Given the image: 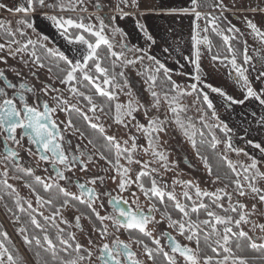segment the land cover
<instances>
[{
  "label": "snow or ice",
  "instance_id": "1",
  "mask_svg": "<svg viewBox=\"0 0 264 264\" xmlns=\"http://www.w3.org/2000/svg\"><path fill=\"white\" fill-rule=\"evenodd\" d=\"M82 0H68L67 5L63 2V0H56V3H48L47 0H26L25 4L16 5L12 8H9L7 4L0 3V10L7 11L13 15L15 14H23L17 21V27L12 29L11 27H5L3 22H0V32H3L5 43H0V52H6L8 56L16 58L20 56V62L27 66L29 61L36 68H44L46 67L43 62L44 57L41 54H38L39 49H43L44 52L47 53L48 56L58 57L59 60H62L67 65L66 69H61L63 75L61 77H57L59 83L64 87L57 88L51 84H44V86L40 89L41 92L45 96H49L50 93H55V95H51L50 99L55 105L54 107L50 106L48 101L42 100L39 95L35 96L34 103H28L26 98V93H33L35 95V89L33 87H29L25 83H20L18 90L13 92L12 96H8L3 88H0V142L4 145L3 153H0V164H3V171L0 172V176L4 177L2 183L3 188L10 189L11 193H15L16 189L13 185L7 183L9 178V171L23 173L24 176L31 177L33 176V169L31 167L24 168L21 163V157L16 148H10L9 144L15 145L17 148L24 149L30 156H35L39 162H43L44 164L50 165L54 175L48 176L46 178H42L40 176H35V181L38 184L43 185V190L48 192L52 187L53 183H56L60 180L69 181V177L65 175V172H71L74 168H79L80 171L86 172L88 170V164L91 163L92 157L88 155L87 152L80 149L79 145L76 146L75 150L71 149V141H66L64 136V131L71 129L72 133L80 132V136L83 138L84 133L77 128L71 119L67 121L64 125V128L61 129L60 125L53 118L54 114L59 112L70 113L72 111H80L77 105L80 102V98L87 101L88 111L93 113V117H89L86 113H81L83 119L89 123V126L92 129H98L101 133L104 132L102 126L97 123H93V118L99 119L95 117V112L97 110V105L93 101V96L87 94L84 91H81L82 88H89L95 90V94L101 97H107L109 100H115L116 93L113 91L116 87H121L120 85L114 83L115 76H109L107 69L101 66L99 57L97 55V49L101 45H107L110 55L115 57L117 60H120L122 56H124L125 51L135 53H143L140 56H135L133 59H128L125 57L122 61L124 66L135 65L138 61H143L147 59L152 61L155 65L154 70L152 68L146 69L148 75L145 80V83L148 84V88L146 91L150 93L153 98L152 107L158 108L160 103L159 95L156 91H154V86L157 81L158 73H163V76L168 80L171 84V91L176 93L175 96H172L171 99L166 96L165 100L169 103V111L173 113L174 123L177 124L178 127L181 128L183 134L187 137L189 142L191 143L193 148H196V141L194 139V131H189V129H194V126L191 123L185 125V123L180 119L179 112L184 111L183 107L179 105L173 106V103L177 101L178 97L182 96H192L195 94L196 102L201 103L202 105H207V109L211 110V118L216 120L218 119L216 111L214 109L213 102L210 100L208 93L204 92L202 88L198 87L202 83L201 75H200V65H199V52L194 51L193 55L196 57L192 63L195 65L194 71L195 75L192 79L195 83L188 85L186 88H182L180 85L176 84L171 80V75L169 69L165 67L163 63H160L155 57L148 55L146 51L136 47H128L126 45H121L122 51L117 53L112 50V44L105 37L104 31L105 28L108 27L104 23V18L97 16V20L99 21V27H95L92 24H84L83 22H78L68 17L65 18L63 16L57 15H47L45 14V19L52 22V25L60 31V34L67 40L70 44H79L82 46H86L87 51L83 53L82 59L73 62V60L69 59L64 53L60 52L55 48H46L44 41L48 38L46 36H39L37 40L27 39L23 40V38L27 33L26 29H33L35 31L33 24L29 20V15L31 13L36 12L38 9H51L53 11H76L77 5L80 4ZM218 6L221 10H224V6L222 3L217 0ZM191 8H183V9H169L167 10V14H194L196 20H200L204 18L202 13L197 11V8L200 6L199 0H191ZM97 11L100 10V4L97 3L95 5ZM139 8L137 0H118L116 4V11L120 16V19H124L126 16L130 15L128 11H125L127 8ZM84 10V9H81ZM255 11V9H253ZM264 11V9H261ZM116 19L115 16L111 17V20L114 22ZM217 17H211L209 23L212 25L213 30L216 31V20ZM137 27L140 29L142 34L144 35L146 40L153 41V37L149 34L148 30L145 28V25L137 22ZM247 27L251 29V32L259 37L260 42L264 43V32H261L257 25L252 23L251 21L247 22ZM198 28L199 25L194 23L193 26V48L195 49L197 45L200 43H208L207 37H203L202 39H198ZM69 29H77L78 33H70ZM114 33L119 32L123 37L124 33L121 32L119 28L112 29ZM204 31H207L205 28ZM229 31H238V29L230 28ZM87 33L89 36L94 37V42L84 35ZM218 35H222V33L217 32ZM224 41L227 44L230 37L224 36ZM154 42V41H153ZM15 45V47H13ZM231 45H229V52H233ZM27 56L28 59H24ZM221 59L220 57L214 56L213 60ZM226 59V58H225ZM244 64L247 65L250 63L251 58L247 55V46H245V54L243 56ZM90 61L93 62L90 65ZM221 62H223L221 60ZM0 63H7V60L4 56H0ZM229 63L232 65L233 70L238 77L237 83H242V88L245 90V99L254 98L260 102V104L264 105V92L257 93L250 85L248 76L246 72L248 71L242 65H238L235 55L229 60ZM58 66V65H57ZM92 67L95 69V74L92 73ZM31 71V69H30ZM48 71L51 72L52 68L49 67ZM139 74V73H138ZM17 75H20L17 72ZM33 76L36 73H32ZM123 75V72L120 73ZM102 78V79H101ZM264 78V71H261L257 79ZM0 79H4V83L7 88L16 89L17 86L8 82L6 78H4V73L0 72ZM86 82V83H85ZM129 87L127 81H125L123 88ZM204 87L210 89L211 92L218 94L223 100L226 102L227 106L232 104H242L243 100H237L234 97L228 95L224 90L216 87H212L211 85L204 84ZM67 91L69 94L68 97H65L63 94ZM125 95L131 96V91L125 93ZM202 97V101L200 99ZM76 99V103H69L70 99ZM140 107L143 105H139L135 100H129L127 105H121L117 103L115 105L116 109V117L115 122L117 124L124 123V117L131 118L135 120L136 117L134 113H136ZM103 111V109H100ZM203 111V109H201ZM145 118L148 123L146 125L136 123V127L138 131H142L145 136L148 138L149 149L152 150L153 156L157 157L162 162V167L165 168V171L168 170L167 166V156L162 153L156 151V144L159 141L158 135L159 133H165L167 131L165 125L168 122L167 119L161 120L158 117H149L148 109L144 110ZM201 123L204 124V127H209L207 123L204 122L203 117H201ZM126 126V125H125ZM219 126V125H216ZM220 130L227 134L230 131L227 125H223ZM203 135V133H201ZM27 139L28 147H25L24 141ZM104 139L115 149V163L113 161H108V163L112 164V166L116 169L119 183L117 185L120 192H124L128 190L132 183H136L137 187L144 194L146 199H151L152 197H158L160 203H164V198L167 196L169 201H173L175 209L182 214L180 219H173L171 215H168L167 212H162V216H164L168 221V226L170 228L176 229L180 235L185 236V238L189 241L196 238L197 240V250L193 251L187 246H181L176 243L171 236L167 233H163L165 239L171 241V249L174 253H179L180 256L184 257L186 264H199L198 251H199V236L198 232L200 231V225H204L207 228L211 229V232L216 235V239L214 244L216 246L209 245L212 253H215V258L213 256L204 257V264H228L229 259L231 258L232 264H245L243 259H239L231 256V248L229 246L230 238L232 235H236L239 238H244L247 236L243 230L238 233L234 232L235 228H240L242 224L249 223L248 217L258 211L255 204L252 205V212H245L244 209L246 205L237 201L235 204L232 203L233 195L232 193L224 192L223 190L218 189L215 193H210L208 191H202L198 186L194 185L192 181H174V185L176 183H180L184 187V191L182 193L183 199L185 203H181L175 195V190L168 192L165 189H162L155 179H152L151 187L146 188L142 182V177L149 175L148 171H140L137 173L135 181H132L127 178V173L129 169L121 168L119 164V160L123 155L124 159L128 161L129 164L133 163V158L131 152L135 150L137 147L135 144V137H130L132 139L133 144L132 148H121L119 142L116 141L114 136H105ZM65 143L68 144V148H65ZM89 143H92L89 140ZM220 143L213 135L212 137V147L215 148L216 144ZM249 143H252L249 141ZM127 144V141H125ZM254 148L260 149L261 152H264V147H261L260 144H252ZM225 149L236 152L238 155L242 151L241 149H236L231 144L230 140L225 143ZM147 152L148 149H145ZM76 153H79L77 155ZM199 156V153H197ZM245 156L248 154L245 152ZM101 159H106L101 154ZM204 160V157H200ZM226 159V157H225ZM251 163L248 165H241V171H237L236 165L233 164L232 161H227L228 167L236 173L237 179L233 181L235 184L234 192L238 196H246L250 191L254 194L255 197H258L261 203H264V193L261 192V189L256 187V178L259 177L264 179V173L259 172L257 169L258 161L252 157H249ZM136 163H140V161H135ZM11 166V167H10ZM205 167L208 165L205 161ZM142 168H147V164H143ZM47 171V169H45ZM152 171H156V169H152ZM209 174L211 175V169H209ZM243 174V180L247 181V191L245 190L244 185L240 180V176ZM15 179H22L21 176H14ZM103 177H93L88 180V184L96 185L99 180L101 183L103 182ZM115 183L117 180L116 176L110 177ZM219 179V177H217ZM49 181H53V183H49ZM215 182V181H213ZM56 186L59 187V191L63 194V202L59 207H56L55 211L52 212L49 216H44L45 221L51 220L55 223V218L60 215V211L62 208L68 207L72 204V201H78L80 204H86L88 208L92 209L93 213L97 220L101 222L102 227L99 229L101 239L106 238L109 235L108 225H104V221H111V226L114 227L117 231L120 229H124L126 231L131 232L132 230H138L140 233H143L145 236H151V232L147 231V225L153 222L154 217L152 216L153 211H159L156 208L155 204H153L147 213L139 210H133L131 207H128L127 210L125 208L120 207L123 203L125 205L128 204L127 200H124L122 197H110L109 204L112 206L114 214H108L101 216L100 213L96 210L95 204L97 201H100V208L104 207L103 201L100 199L101 196H108L107 192L98 193L94 188L86 187L85 184H81L77 182V187L79 189V195L75 193H71L67 191L64 187H60L58 183ZM25 187H29L32 189V193L36 197L37 208L34 209L32 207V203L30 201H23V203H27L28 209L31 210L29 213L31 218V224L35 225L37 228H41L37 220L36 215H32L33 212H37V210L45 205H50L51 201L44 200L41 195L36 191L32 185L25 183ZM167 186H165L166 188ZM195 188V199L190 194V190ZM223 192V195L221 193ZM132 196L135 198L136 193L133 192ZM227 196L229 201L228 207L224 208L223 204L220 201ZM86 197V199L84 198ZM204 197L212 198L213 204L215 208L222 209L226 215H219L213 210H209V206L203 202ZM187 201H191L189 205L186 203ZM136 202L135 199L133 201ZM12 203L15 205V208L23 212L24 208L22 206V201L19 196H15L12 199ZM73 207L75 205H72ZM6 210L12 211L8 207L7 204L4 205ZM200 209H204L206 211L207 217L210 219L197 220L193 222L190 218L191 213H197ZM227 213H236L238 218H234L231 215H227ZM38 215L43 216V213L37 212ZM15 216V222H18L20 217L13 213ZM187 218V219H185ZM88 219H91L88 217ZM80 217H76V227L79 228ZM156 223H160V221H155ZM61 223H67L66 220L61 219ZM222 227V233H221ZM255 227H259L262 232H264V224L255 225ZM43 231V229H41ZM63 229H58V239H60V243L65 245V248L73 247L76 253L73 259H70L65 262V264H81V262L87 260L89 264H91L93 252L89 249H83L84 252H87V255L81 254V250L83 246L75 242V237L72 234H69L67 239L60 238L59 233H63ZM18 233L22 236L25 245H31L32 241L35 240L37 246L41 244L40 239L37 236L29 238L26 233V229L21 227L18 229ZM209 235L206 233V236ZM0 237H3L4 240H7V233L0 232ZM250 239V238H249ZM43 241L48 245V248H54L53 241L50 239L49 235L45 232L43 235ZM136 244L144 245V253L150 260H154L153 250L148 247L147 244H144L143 240L136 239L134 241ZM92 241L89 240V244L91 245ZM152 243L159 247L160 240L153 239ZM250 246L253 249L256 248H264V244L257 245L255 241H251ZM239 247V244H237ZM222 248V252L219 249ZM165 258L169 261V264H176V260L169 256L167 252L164 253ZM124 257L125 259H121ZM6 258V259H5ZM97 259L101 262V264H140L138 260L135 259V253L130 250V246L127 243L120 241L119 239L113 240L111 244L103 243L99 248V255ZM0 264H19V258L13 255V252L9 250L7 245L0 241Z\"/></svg>",
  "mask_w": 264,
  "mask_h": 264
},
{
  "label": "rangeland",
  "instance_id": "2",
  "mask_svg": "<svg viewBox=\"0 0 264 264\" xmlns=\"http://www.w3.org/2000/svg\"><path fill=\"white\" fill-rule=\"evenodd\" d=\"M47 2L56 3V0H47ZM63 2L67 5L68 0H63ZM170 2L171 1L169 0H137L139 8L136 9L129 7L125 9V11L131 13V15L126 16L124 19H120L119 14H115L118 0H82V2L77 5L76 11L60 12L45 8L41 10L43 11V15H39L38 13L35 15V13H31L29 20L33 24V27L39 31L41 35L50 37V39L55 42H53V44H58L59 47L71 59L77 61L81 60L83 53L87 51L86 46L70 44L60 34V31H58L57 28L52 25V22L45 19V14L63 16L65 18L70 17L75 21L83 22L84 24H92L97 28L99 27L97 16L103 17L105 25L108 26L105 28L104 35L112 44L113 51L120 53L122 51L121 45L143 49L148 53V55L155 57L156 60H158L160 63H163L165 67L169 69L172 81L180 85L182 88H186L188 85L195 83V81L192 79V77L196 74L194 71L195 65L192 63V61L195 60L196 57L193 54L191 55L190 52L188 54L182 52L180 49V44L186 43V37L188 40L192 39V37H190L191 33H188L187 28L188 25H190L189 19L191 22L193 18L191 15H188L185 18L183 16V19L172 17L170 20L165 21L164 19H166V17L162 10H164V6H170ZM0 3H5L9 8H12L16 5L25 4L26 0H0ZM97 3L100 4V11H97L95 7ZM174 3L178 5L180 2L174 1ZM145 9L157 10V12H154V14H139L137 12L139 10ZM41 11L37 10L36 12ZM82 13L86 14L82 15ZM133 13L138 14L134 15ZM7 14L11 13L0 10V18L5 21L10 18L9 22H16L23 15L12 14V16L8 17ZM113 16L116 17L114 22L111 20V17ZM173 18L177 20H174ZM241 18H243L244 23L240 25L239 29H242L244 34H246L245 39H252L251 44L254 45L253 49L250 47L247 48V55L251 58V60L250 63L245 66V68L248 69L246 75L248 76L251 87L257 93H261L264 92V78L257 79V76L261 71H264V62L262 61V58L258 57L253 52L254 49L259 51V46L262 43H260L259 37L253 34L251 29L247 27V22L251 21L252 23L256 24L258 29L261 31L262 28L264 29L263 17L242 15ZM137 22L145 25V28L153 37L154 42L145 39L144 35L137 27ZM114 28H119L121 32L124 33L123 37L119 32L114 33L112 31ZM122 29L127 30V32ZM215 32L222 33V30L220 27H217ZM258 40L259 43L257 42ZM13 47H15V45H13ZM204 48L206 49V47ZM200 52L202 54V51ZM142 54L143 53L139 52L133 54L131 52L125 51L124 56H122L120 60H117L115 57L111 59L112 64H116L119 68L115 73L118 75L123 72L124 78V82L122 83L118 82L116 78L114 82L122 87L125 81H127L129 87L123 88V90H121V87H116L113 89L117 97L115 100H112L114 110L110 114H103L100 110V107L97 106L95 117H98L99 119L93 118L92 120L93 123H97L103 127L104 132L102 134L104 136H114L122 149H131L133 141L130 139V137H135V144L137 147L131 152L134 162L129 164L128 161L124 159L123 155L119 160V164L122 169H129L127 178L135 181L137 173L142 170L148 171L149 175L142 177V182L145 187L147 184H150V186L146 188H150L152 179H155L158 185L162 189H165V191L171 192L174 189L175 195L181 203L183 200L182 193L185 189L180 183H176L174 185V181H192L193 184L198 186L202 191H208L210 193H215L218 189L227 193H232V203L235 204L237 201H239L240 203L246 205L244 209L245 212L251 213L252 205L255 204L258 211L252 213L248 217L249 223L242 224L240 228L234 227V232L238 233L239 231L243 230L245 233H247L245 238H247L250 244L251 241H255L257 245L264 244V232H262L259 227H255V225L264 224V203H261L258 197H255L250 191L248 192V195L241 197L235 194V187L233 189L228 187L225 188L218 180L212 179L209 174V169L205 167L202 159L197 155V148L192 147L187 137L183 134L181 128L178 127L176 123H174L173 113L169 111V103L166 102L165 97L167 96L170 100L172 96L176 95V93L173 94L161 91V89L155 84L153 90L158 93L160 103L158 108L152 107L153 98L150 93L146 91L148 84L145 83V80L148 75L146 69L152 68L154 70V63L147 59L138 61L135 65L124 66L122 63L125 57L128 59H133L135 56H140ZM0 56H4L7 60L6 64L0 63L1 66L8 64V66L11 68H18V71L26 72V75L28 72H35L39 73L42 78H47L45 75H42L40 69L36 68L32 63L29 62L27 66L22 64L20 62V56L13 58L8 56L6 52H0ZM24 59H28V57L25 56ZM202 61L204 64H202ZM222 61L223 62L218 59L213 60V57L210 56L209 58L208 55H204V57L199 56L202 83L198 87L202 88L204 92L208 93L210 100L213 102L218 119L214 120L211 118V110L207 109V105H202L201 103L196 102L195 94L192 96L178 97L177 101L173 103V106L179 105L180 107L184 108V111L179 112V117L185 123V125L191 123L194 126V129H189V131H194V139L196 142L198 140L197 137L199 136V133H204V130L202 131L203 128L207 129L216 136L217 129H220L223 125H227L230 131L227 132L228 137L226 142L230 140L234 148L241 149L242 151L238 155L234 151L225 149L226 142H220L217 146L219 153L224 157V159L226 157V162L229 160L232 161L233 164L236 165L237 171H241V165L246 166L250 164L251 160L249 157H252L258 161L257 169L259 172L264 173V152H261L260 149L254 148L252 146V144H260L261 147H264V105L260 104V102L254 98L245 99V90L242 88L243 82L241 81L240 83H237L238 77L236 76L232 65L227 60ZM45 65L46 67H44L43 70L47 75L49 73L48 68L50 67L49 65H51V63H45ZM52 68L57 69L56 66H53ZM50 73H53V69ZM161 74L163 73L161 72L156 75L157 77H160ZM109 76L111 77L113 75ZM204 84L220 88L228 95L234 97L237 100H243L244 102L242 104H232L227 106L222 97L211 92L209 88L204 87ZM59 87L61 88L64 86L60 85ZM129 91H131V96L125 95V93ZM51 95L52 94L46 96V98L50 101ZM64 96L68 97L69 94L66 92V94L64 93ZM200 99L202 101V97H200ZM129 100H135L139 105H143V107H140L139 110L134 113L136 117L135 120L124 117V123L117 124L115 122V105L117 103L121 105H127ZM76 102L77 101L74 98L69 100V103ZM84 106V103L80 101L77 105V107L80 109L79 112L86 113L89 117H93V113L88 111V106L86 105V108ZM145 108L148 109L149 117H158L161 120L167 119L168 121L165 125L167 129L165 133L153 134L159 136V141L155 146L156 151L162 152L167 156V171H165V168L162 167V162L157 157L153 156L152 150L149 149L148 138L142 131H138L136 127L137 122L143 125L148 123L144 115ZM201 109H203V111H201ZM69 115L70 113L57 112L58 119L61 121L69 119ZM201 117H203L204 122L207 123L209 127H204V124L201 123ZM75 135L80 136V134L77 132ZM79 136L78 139L80 141H84V139ZM125 141H127V144H125ZM249 141L252 143H249ZM86 146H88V144H86ZM112 149V154L109 153L106 159H101L97 154L94 155V163L89 166L91 175L93 177H103L104 179L102 184H104L112 193L115 192L120 194L131 201H134L135 199V204L148 208L149 203L144 194L137 187L136 183H132L128 190L124 192L119 191L117 187L119 183L117 171L112 166V164L108 163L109 160L113 161V163L116 162L115 149L113 147ZM145 149H148V151L146 152ZM88 150L91 153H94L92 148L89 147ZM245 152L248 154L247 156L244 155ZM135 161H140V163H136ZM145 163L147 164L146 169L142 168V165ZM152 169H156V171H152ZM113 176L117 177L115 183L112 179H110V177ZM146 178H149V183L147 182ZM240 180L247 191V181L243 180V174H241ZM165 186L167 187L165 188ZM256 187L261 189V192L264 193V179L257 177ZM133 192L136 193L135 198L132 196ZM190 194L195 199V188L190 190ZM221 195H223V192ZM154 198L159 199L157 197ZM165 198H167V196H165ZM220 203L223 204L224 208H227L229 204L227 196H224ZM157 204L159 208L162 206H168V204H161L160 201H158ZM160 204L162 206H160ZM220 211H222V209H220ZM220 211H217L216 213L222 215ZM156 216L157 217H155V221H159L158 215ZM155 221L154 223H156ZM230 245H232L231 242H229V246ZM204 257L206 256L200 255L198 257L199 264H204ZM228 264H232L231 258L229 259Z\"/></svg>",
  "mask_w": 264,
  "mask_h": 264
},
{
  "label": "flooded vegetation",
  "instance_id": "3",
  "mask_svg": "<svg viewBox=\"0 0 264 264\" xmlns=\"http://www.w3.org/2000/svg\"><path fill=\"white\" fill-rule=\"evenodd\" d=\"M38 14L43 15L41 13ZM85 14L86 13H82V15ZM7 16L10 17L12 16V14H7ZM29 16H31V14ZM9 19L5 21L0 18V22H3L5 24V27H11L12 29H15L17 27L16 22H9L10 21ZM25 31L27 34L23 38H21L23 40H27V39L37 40L39 36H43L36 29L35 31H33V29H26ZM47 38L48 39L44 41L46 48L58 49L60 52L64 53L69 59H71L59 47L58 44L57 45L53 44L54 41L51 40L50 37ZM0 43H5L3 32H0ZM43 57H44L43 60L44 63H51V65L56 66L57 69H60V72L55 74L49 72L46 75V73H44L43 68H38L40 69L41 74L47 77V78H42L39 75V73H36V75L33 76L32 75L33 72H28L26 75V72L24 71L20 72L18 71V68H11L10 66H8V64L3 66H1L0 64V72L4 73V78H6L8 82L17 86L16 89L7 88L4 83V79H0V88H3L8 96H12L13 92L18 90L19 84L25 83L29 87H33L35 89V95L33 93L25 94L28 103L30 104L34 103L35 96L39 95L42 100L48 101L49 105L54 107L55 105L53 104V102L47 99L46 96L43 94V92L40 91V89L44 86V84H51L54 87L60 88L59 86L61 84L59 83L57 77H61L63 75L61 69H66L67 65L65 64L64 61L59 60L58 57L45 56V55H43ZM71 60L75 62L74 59ZM17 72H19L20 75H17ZM118 75L121 77L122 82H124L123 75L122 76L120 74ZM92 91H93V96H98L101 100H109L107 97H101L99 95H96L94 89H92ZM66 92L67 91H65L64 93L66 94ZM50 94L55 95V93H50ZM110 101L112 102V100ZM84 105H85L84 107L86 108L87 101H85ZM53 118L60 125L61 129L64 128V125L69 120L66 119L64 121H61L60 119H58L57 113L54 114ZM64 136L66 141H71L72 150H75L76 146L79 145L81 150L87 152L88 155L92 157V161L91 163L88 164V170L86 172L80 171L78 167L74 168L73 171L71 172H65V175L70 179L69 181L60 180L56 182L59 184L60 187H64L67 191L79 195V189L77 187V182H79L81 184H85L86 187L94 188L95 191L98 193L107 192L109 194L108 196L102 195L100 198L104 203V207L100 208L99 206L100 201H97L95 204V208L100 213L101 216L114 214L113 208L108 202L110 197H122L124 200H127L128 201L127 205L123 203L120 205V207L125 208V210H127L128 207H131L133 210L139 208V210L143 211L144 213H147L148 209L153 204H155L154 200L147 199L149 203L148 208L139 206L135 204L133 201L128 200L126 197L121 196L120 194H117L115 192L112 193L99 180L97 181L96 185L88 184V180L90 178H93L91 172L89 171L90 170L89 166L94 163L95 154L99 155V157H101V155L90 145L89 141L85 137H83V139L86 143L83 140L80 141L78 139L79 135L73 134L71 129L64 131ZM24 144L25 147L29 146L27 144V139H25ZM86 144H88V146L93 149L94 153H91L88 150L89 147L86 146ZM64 146L65 148L69 147L67 143H65ZM9 147L16 148V150L19 152L21 157L20 163L24 168L31 167L33 169V176L31 177L24 176L23 173L9 171V178L7 180V183L15 187L16 189L15 193H11L10 189L3 188L2 183H0V232H6L8 237L7 240H4L3 237H0V241H3L7 245L9 250L13 252V255L19 258V264H65L66 261L73 259L76 255L74 251V244L73 247L65 248V245L61 244L60 239H58V229L64 230L63 233H59L60 238L67 239L69 234L74 235L75 242H78L83 246L81 250V254L87 255V252H84L83 249H89L93 252L91 264H101V262L97 259V256L99 255L100 246H102L103 243L111 244V242L116 239H119L120 241L129 244L130 250L133 253H135V259L138 260L140 264H169V261L164 256L165 252H167L169 256L173 257L176 260V264H186V261L184 260L183 256H180L179 253L172 252L171 241L165 239L164 236L162 235L163 233H167L179 245L187 246L193 251L197 250L196 238H193V240L191 241L187 240L185 236L180 235L176 229L170 228L168 226L167 219L164 216H162L161 213L165 211L167 212L168 215H171L173 219H180L182 216V214L175 209L173 205L175 202L172 201L173 202L172 204V202L169 201L168 199L164 201V204L166 205L168 204V206H165L163 208H159L155 204L156 208L159 209V211L152 212V216L154 217V220L153 222L147 225V231L151 232L152 234L151 236H145L143 233H140L138 230H132L131 232H129L124 229H120L119 231H117L114 227L111 226V221H104L103 222L104 225H108L109 235L106 238L101 239L99 232V229L102 227L101 222L96 219L92 209L88 208L86 204H80L78 201H72V204H70L68 207L62 208L60 211V215L55 218V223H53L51 220L45 221L44 216L51 215L52 212L55 211L56 207H59L62 204L64 199L63 194L59 191V187H57L56 183H53V181H49V183H53V187L48 192H45L43 190V185L38 184L35 181V176L46 178L48 176L54 175L52 168L50 165L44 164L43 162H39L35 156H30L22 148H17L15 145L12 144H9ZM3 151H4V145L2 142H0V153H3ZM76 154L79 155V153ZM45 169H47V171H45ZM2 171H3V164H0V172ZM14 176H21L23 178L15 179L13 178ZM3 180L4 177L0 176V182H2ZM25 183L32 185V187L36 189V191L41 195V197L44 200L51 201L50 205H45L44 207H41L37 210V212L43 213V216L38 215L37 212L32 213V215L37 216V220L41 225V228H37L35 225L31 224V218L29 215L31 210L28 209L27 203H23V201H30L32 203V207L34 209L37 208L36 197L32 193L31 188L25 187ZM15 196H19L21 198L22 206L24 208L23 212L18 211L15 208V205L12 203V199ZM84 198L86 199V197ZM170 202L172 205L170 204ZM203 202L209 206V210H213V211L215 210V212L218 211V209L215 208L212 199L209 201L203 200ZM182 203H185L184 199L182 200ZM186 203L190 205L191 201H187ZM5 204H7L8 207L12 209V211L6 210V208L4 207ZM72 205L75 206L73 207ZM14 212L16 215L20 217L19 221L15 223H14L15 216L13 215ZM156 215H158L160 223H154L155 217H157ZM77 216L80 217L79 228L76 227ZM88 217H90L91 219H88ZM190 218L193 222H196L198 219L199 220L210 219L209 217H207L206 211L204 209H200L198 214L191 213ZM61 219L66 220L67 223H61ZM21 227L26 229V233L30 239L33 236H37L40 239L41 244L37 246L36 241L33 240L31 245H25L22 236L18 233V229ZM199 227H200V231L198 232V236H199V251L197 253L198 257L202 254L201 252H204L205 256H213L215 258L216 254L212 253L209 245L216 246L214 244L216 235L211 232L210 228H207L204 225H200ZM41 229H43V231H41ZM45 232L49 235L50 239L53 241L54 248L49 249L48 245L43 241V235ZM206 233L209 235L206 236ZM221 233H222V227H221ZM233 238L234 235H232L230 238L231 243L233 242ZM136 239L143 240L144 244H147L148 247L153 250L154 260H150L147 257V255L144 253L143 244L138 245L134 242ZM153 239L160 240L159 247L152 243ZM89 240L92 241L91 245L89 244ZM219 251L222 252V248H220ZM121 259H125V258L121 257ZM81 264H89V262L85 260L81 262Z\"/></svg>",
  "mask_w": 264,
  "mask_h": 264
},
{
  "label": "trees",
  "instance_id": "4",
  "mask_svg": "<svg viewBox=\"0 0 264 264\" xmlns=\"http://www.w3.org/2000/svg\"><path fill=\"white\" fill-rule=\"evenodd\" d=\"M200 6L197 8V11L203 13L205 28V37H207L208 43H204L206 49L208 50L210 56L220 57L221 59L218 60H227L229 61L233 55H235L236 61L238 65L246 66L244 64L243 56L245 54V44L243 41L242 36L238 31H229L230 28H233L223 17L222 10L217 5L215 0H199ZM42 10V9H38ZM43 13L41 12H34ZM30 17V16H29ZM28 17V18H29ZM211 17H217L216 20V28L220 27L222 30V35H218L214 30L212 25L209 23ZM30 19V18H29ZM31 22V21H30ZM70 33H78L79 30L77 29H69ZM86 38L92 40L94 42V37L89 36L88 34L84 33ZM224 36L230 37L228 43L226 44L224 41ZM229 45H231L233 52H229ZM38 54H42L48 56L43 49L38 50ZM97 55L99 57L101 66L107 69L109 75H114L118 82H122V79L119 75L115 72L119 69L116 64H112L111 59L114 58L110 55L108 51L107 45H101L97 49ZM226 58V59H225ZM90 65L93 64L92 61L89 62ZM49 64V63H48ZM51 68L53 65H49ZM92 67V73L95 74V70ZM53 69V73H59L60 69ZM57 71V72H56ZM115 73V74H114ZM86 83V82H85ZM156 86L166 93H173L171 91V84L168 80L161 74V76L157 77ZM81 91L86 92L89 95L93 96V91L91 87L89 88H82ZM95 103L102 108L101 111L103 114H110L114 110V105L110 100H101L98 96H93ZM82 103H85L82 98H80ZM69 119L72 120L73 124L80 129L84 133V136L88 141L91 140L92 143L90 145L101 155L105 158L108 157L109 153L112 154V146L104 139V135L97 129H92L88 122L83 119L82 114L79 111H72L70 112ZM204 130V131H203ZM202 131L204 132L203 135L199 133L197 137L198 140L196 142L197 153H199V157H204L205 159L202 162L205 165V161L208 165V169H211V177L214 180H218L222 183L225 188H234L235 184L233 181L236 180V175L232 171L231 168L228 167V164L224 157L219 153L217 148L218 143L216 144L215 148L212 147V137L213 134L209 132L207 129L203 128ZM80 134V132H77ZM217 136V137H216ZM216 139L221 143H225L227 141V134L222 132L220 129H217ZM219 177V179H217ZM147 182L149 183V178H146ZM150 184H147L146 187H149ZM158 198V197H157ZM167 198H164L166 200ZM212 198L204 197L205 201H209ZM156 202V206H158L157 202L160 201L159 199L152 198ZM160 206H162L160 204ZM164 206L160 207L163 208ZM220 209H218V212ZM222 215H226L223 211H220ZM227 215H231L234 218H237L236 213H227ZM239 244V247H237ZM231 248V256L236 257L239 259H243L245 264H264V248H256L253 249L250 246V242L247 238H239L238 236L234 235ZM201 255H205L204 252H201Z\"/></svg>",
  "mask_w": 264,
  "mask_h": 264
},
{
  "label": "crops",
  "instance_id": "5",
  "mask_svg": "<svg viewBox=\"0 0 264 264\" xmlns=\"http://www.w3.org/2000/svg\"><path fill=\"white\" fill-rule=\"evenodd\" d=\"M170 2V6H164V10L163 14H165L166 20H170L172 17H178V18H182L184 16V18L188 15H191V17L193 18L190 22L189 19V23L190 25H188L187 31L188 33L190 32L191 35L190 37L193 36V26L194 23L199 25L198 28V39H202L203 37H205V23H204V18H201L200 20H196L195 15L194 14H174V15H169L167 14V10L169 9H183V8H191V0H169ZM174 1H179L180 3L178 5H176L174 3ZM217 3V0H215ZM220 3L223 4L224 6V10L222 11V15L225 18V20L234 28V29H238V32L240 33V35L243 38L244 44L245 46H247V48H254V45H252L251 41L252 39H245L246 34H244V31H242V29L240 30L239 27L243 22V16H262L263 17V24H264V11H261V9H264V0H219ZM218 5V3H217ZM221 9V8H220ZM253 9H255V11H253ZM161 11V10H160ZM139 14H143V13H148V14H154V12L156 13L157 10H139L137 11ZM151 12V13H150ZM138 13H133L134 15L138 14ZM202 13V12H201ZM116 15L118 14L117 11L115 13ZM131 15V14H130ZM202 16L203 13H202ZM174 19V18H173ZM183 19V18H182ZM151 20V19H150ZM177 20V19H174ZM172 21V20H171ZM247 21V20H246ZM264 27V25H263ZM124 28V27H122ZM261 29V28H260ZM124 31L127 32V30L122 29ZM261 32H264V29H261ZM248 37V36H247ZM186 43H182L180 44V49L182 52L184 53H191V55L194 53V51H198L200 54L199 56L204 57V55H208V57L210 58V54L208 52L207 49H205V44L202 42L199 45L196 46V48H193V40L189 39L186 37ZM259 43V40L257 41ZM256 43V42H255ZM261 43V42H260ZM263 44V45H262ZM259 47V51L254 49V52L258 57L262 58V61L264 62V43H262ZM248 50V49H247ZM202 51V54L201 52ZM202 64H204V62L202 61Z\"/></svg>",
  "mask_w": 264,
  "mask_h": 264
},
{
  "label": "water",
  "instance_id": "6",
  "mask_svg": "<svg viewBox=\"0 0 264 264\" xmlns=\"http://www.w3.org/2000/svg\"><path fill=\"white\" fill-rule=\"evenodd\" d=\"M100 11V10H99Z\"/></svg>",
  "mask_w": 264,
  "mask_h": 264
}]
</instances>
